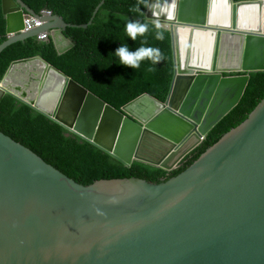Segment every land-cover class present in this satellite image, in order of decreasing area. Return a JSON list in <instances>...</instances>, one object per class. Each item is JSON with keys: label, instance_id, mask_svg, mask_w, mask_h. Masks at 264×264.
I'll return each instance as SVG.
<instances>
[{"label": "water", "instance_id": "95a60500", "mask_svg": "<svg viewBox=\"0 0 264 264\" xmlns=\"http://www.w3.org/2000/svg\"><path fill=\"white\" fill-rule=\"evenodd\" d=\"M104 3L76 25L2 0L8 36L0 53L43 33L54 40L67 28H87ZM28 16L41 24L24 31ZM146 20L171 35L165 101L144 92L117 109L36 56L9 64L0 102L12 95L126 166L173 170L239 103L250 74L264 71V0H148ZM189 103L201 121L186 111ZM0 264H264V96L247 119L160 183L83 186L0 132Z\"/></svg>", "mask_w": 264, "mask_h": 264}, {"label": "trees", "instance_id": "16d2710c", "mask_svg": "<svg viewBox=\"0 0 264 264\" xmlns=\"http://www.w3.org/2000/svg\"><path fill=\"white\" fill-rule=\"evenodd\" d=\"M36 13L44 10L63 17L67 23H88L101 0H22ZM240 1V0H235ZM148 0H105L92 24L87 28H67L62 34L70 40L69 49L60 52L55 40L39 41L29 38L17 42L0 53V80L9 64L24 57H43L67 75L117 109L140 94L147 92L165 101L174 76L171 35L160 27L163 39L156 40L153 23L146 20ZM138 20L149 25V31L136 41L127 39L124 23ZM6 20L0 0V41H6ZM158 47L162 54L154 66L143 60L140 67L130 69L118 64L113 50L124 43L129 50L141 46ZM151 68V71H149ZM264 96V71L250 74L239 103L229 111L205 136L203 141L186 155L173 170L134 161L124 165L119 160L69 133L63 126L21 103L12 95L0 102V132L30 149L47 164L77 183L88 186L99 180L137 178L160 183L188 168L202 153L225 133L241 124Z\"/></svg>", "mask_w": 264, "mask_h": 264}, {"label": "clouds", "instance_id": "9594fccd", "mask_svg": "<svg viewBox=\"0 0 264 264\" xmlns=\"http://www.w3.org/2000/svg\"><path fill=\"white\" fill-rule=\"evenodd\" d=\"M51 14L53 13L51 12ZM28 17H31V16H28ZM152 23H153V27L156 29V31L154 32V38L156 40L163 39V33L159 31L161 27L159 22L153 21ZM27 30H30V29H27ZM27 30H24V31H27ZM148 31H149V25L146 22H140L138 20H127L124 23V32L126 34L127 39L129 40L136 41L138 36L144 37V34ZM48 40H49V34H48ZM112 54L118 59L119 65H122L130 69L139 68L140 63L143 60L150 61L151 64L154 66L155 64L160 62L162 59V54L160 52V49L158 47L144 46L143 40L141 41V46L135 48V50H132V51L129 50L126 44L120 43L113 50ZM149 71H151V68H149Z\"/></svg>", "mask_w": 264, "mask_h": 264}, {"label": "bare ground", "instance_id": "6f19581e", "mask_svg": "<svg viewBox=\"0 0 264 264\" xmlns=\"http://www.w3.org/2000/svg\"><path fill=\"white\" fill-rule=\"evenodd\" d=\"M189 10L188 9H184V13H188ZM192 17H195V15H191ZM30 25H31V28L35 27L36 26V23L34 21H30ZM180 33H181V39H182V42L184 44H186L187 41H189V36L191 35V32L189 29H185V30H180ZM203 39L204 37H208L210 36L209 33H205V32H202L201 33ZM186 111L191 115L193 114L195 118H200L199 120L201 121L203 116H201V109L198 108L196 110H193V107L191 106V104L189 103L188 106L186 107Z\"/></svg>", "mask_w": 264, "mask_h": 264}, {"label": "crops", "instance_id": "0c3cea01", "mask_svg": "<svg viewBox=\"0 0 264 264\" xmlns=\"http://www.w3.org/2000/svg\"><path fill=\"white\" fill-rule=\"evenodd\" d=\"M55 46L57 48L58 51L63 52L67 49H69L72 45L71 41L66 39L62 33L60 32H56L55 33Z\"/></svg>", "mask_w": 264, "mask_h": 264}, {"label": "built area", "instance_id": "2783aa9c", "mask_svg": "<svg viewBox=\"0 0 264 264\" xmlns=\"http://www.w3.org/2000/svg\"><path fill=\"white\" fill-rule=\"evenodd\" d=\"M42 13L51 14V11L44 10V11H42ZM30 21H34L36 23V26L41 24L37 20H34L32 17H28L25 20V30L31 29ZM37 39L39 41H47L48 40V34L47 33L40 34V35L37 36Z\"/></svg>", "mask_w": 264, "mask_h": 264}]
</instances>
